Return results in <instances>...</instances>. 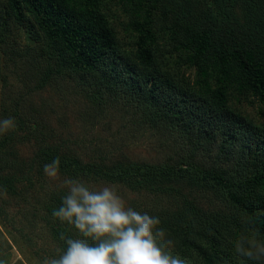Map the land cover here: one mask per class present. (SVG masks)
<instances>
[{"label":"trees","instance_id":"obj_1","mask_svg":"<svg viewBox=\"0 0 264 264\" xmlns=\"http://www.w3.org/2000/svg\"><path fill=\"white\" fill-rule=\"evenodd\" d=\"M105 1L110 0H4L3 11L10 22L26 29L35 44L44 46L45 52H38L35 59L48 64L49 80L89 78L91 81L84 84L87 88L81 87L84 95L107 96L131 125L161 133L158 135L165 137V146L190 141L204 148L210 145L226 158L245 159L231 182H226L225 172H205L202 177L203 183L229 189V199L242 213V228L232 236L234 241L224 246L221 231L228 229L220 218L206 233L189 226L186 214L192 193L177 186L181 180L187 185L193 173L180 157L175 160L171 156L159 164L121 161L115 153L102 149L74 151L70 143L76 142L65 135L62 145L38 151L29 166L9 164L5 159L0 161V171L11 168L16 180L25 176L38 181L46 176L44 165L59 157L62 180L77 179L92 190H96L92 183H108L134 193L137 198L129 207L159 218L158 227L173 241L164 250L185 264H260L243 256L238 260L234 243L244 233L264 243V122L256 124L231 102L235 97H254L261 102L264 116V16H260L257 3L246 1L251 16L245 23L235 19L198 27L181 24L180 16L173 19L175 48L185 51L189 65L196 70L191 79L182 71L161 67L152 17L156 4L148 6L152 0H116L124 11L135 15L130 24L135 36L132 52L122 48L111 28L103 12ZM3 17L0 13V22ZM3 24L7 28L8 20ZM51 111L56 110L50 107L45 115L42 112L28 120L33 133L48 126ZM14 139L5 136L0 146L6 147ZM247 168L254 171L243 173ZM13 183L14 179L3 182L5 186ZM49 191L56 210L68 190L58 194L57 190ZM52 217L60 220L53 212ZM62 236L67 238V233H58L65 241Z\"/></svg>","mask_w":264,"mask_h":264},{"label":"rangeland","instance_id":"obj_2","mask_svg":"<svg viewBox=\"0 0 264 264\" xmlns=\"http://www.w3.org/2000/svg\"><path fill=\"white\" fill-rule=\"evenodd\" d=\"M246 1L250 0H152L148 6L156 4L152 17L157 28L159 52L162 54L159 59L161 67L173 72L182 71L185 76L195 78V67L189 65L185 51L175 48L172 35L174 18L180 16L181 24L191 23L198 27L223 24L235 19L245 23L251 16ZM253 1L257 3L260 16H264V0ZM4 4V0H0V13L4 16L0 22V120L11 118L15 127L0 133V142L5 136L15 139L8 142L6 147L0 146V161L6 159L10 160L9 164L14 162L29 166L38 151L62 145L61 139L65 135L76 142L70 143L74 151L90 153L93 149H102L115 153V158L121 161L159 164L169 161L171 156L175 160L180 157L193 173L187 185L181 180L177 186L192 193L191 198H188L190 211L186 214L189 226L194 231L206 233L220 218L224 228L228 229L221 231L224 246L232 244V236L239 227L242 228L243 215L229 199V189L203 183L202 177L205 172H225L228 173L226 182H231L232 176L238 171V164L245 159L226 158L210 145L204 148L190 141H179L177 146H165V137L158 135L161 133L144 126L131 125L128 117L118 106L110 103L107 96L99 98L91 93L84 95L81 87L84 88L85 82L91 81L89 78L83 80L79 76L69 80L56 77L49 80L48 64L44 59L41 62L35 59L38 52H45L44 46L35 44L25 28L10 22L4 14ZM117 4L116 0L105 1L103 12L122 48L132 52L135 36L130 24L135 15L124 11ZM174 10L176 14H173ZM6 19L8 27L4 28L3 21ZM99 102L102 104L98 105ZM231 102L256 124L264 122L260 111L262 104L256 98L235 97ZM50 107L56 111H51L54 113L50 118L47 117L50 119L48 126L33 133L32 123L28 120L42 112L45 115L46 109L48 111ZM247 169L243 173L254 171ZM24 178L16 180L15 170L11 168L0 171V264H44L46 260L59 258L66 249V242L59 239L58 233L66 232L67 238L79 237L75 228L65 227L63 222L52 217L55 208L49 190H57V194L60 190H68L62 177L59 174L56 178L45 176L38 181ZM11 179L15 183L9 186L3 184L5 180ZM92 187H96V190L112 188L124 201L126 208L137 198L134 193L118 185L100 182L92 183ZM202 212L206 215H202ZM244 235L256 240L249 233ZM237 259L243 258L239 255ZM246 259L260 264L263 262V258L259 261Z\"/></svg>","mask_w":264,"mask_h":264},{"label":"clouds","instance_id":"obj_3","mask_svg":"<svg viewBox=\"0 0 264 264\" xmlns=\"http://www.w3.org/2000/svg\"><path fill=\"white\" fill-rule=\"evenodd\" d=\"M15 127L11 118L0 120V133ZM60 158L44 165L49 178L58 176ZM68 188L53 216L73 225L78 238H65L66 249L44 264H185L164 249L173 245L158 227V217L125 207L110 187L92 190L77 179H65ZM235 252L250 260L264 258V243L243 234L234 243Z\"/></svg>","mask_w":264,"mask_h":264}]
</instances>
